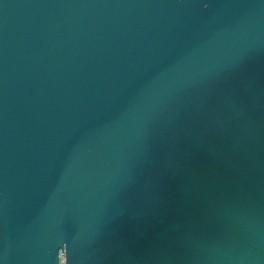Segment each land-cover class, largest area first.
Masks as SVG:
<instances>
[{
    "label": "water",
    "instance_id": "water-1",
    "mask_svg": "<svg viewBox=\"0 0 264 264\" xmlns=\"http://www.w3.org/2000/svg\"><path fill=\"white\" fill-rule=\"evenodd\" d=\"M0 264H264V0H0Z\"/></svg>",
    "mask_w": 264,
    "mask_h": 264
}]
</instances>
